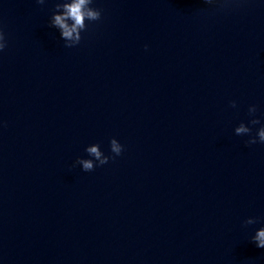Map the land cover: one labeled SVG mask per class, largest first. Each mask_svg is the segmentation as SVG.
<instances>
[{
  "label": "clouds",
  "instance_id": "1",
  "mask_svg": "<svg viewBox=\"0 0 264 264\" xmlns=\"http://www.w3.org/2000/svg\"><path fill=\"white\" fill-rule=\"evenodd\" d=\"M46 0H36V3L43 5ZM207 4H213L216 0H204ZM235 2V0H225V3ZM93 0H62L55 6V10L50 20V26L57 28L61 33V38L64 40L66 48H72L81 42V33L87 29L86 21L95 22L101 19V10L91 7ZM8 46L6 35L0 28V52H3ZM147 48V45L145 46ZM231 107H236V102H231ZM257 107L250 105L248 114L255 117ZM251 125H257L260 120L253 118L249 121ZM236 135H248L247 145H255L257 143L264 144V126L256 130L255 135H252V128L245 123H240L235 128ZM85 151L92 159L78 158L76 163L82 166L86 172L93 171L95 167L105 165L109 162L110 157L106 156L100 149L98 144L88 146ZM110 151L115 156H119L123 152V145L117 139L110 140ZM257 223V218L249 217L244 221V225H253ZM251 240L259 248H264V227L259 228L252 236Z\"/></svg>",
  "mask_w": 264,
  "mask_h": 264
}]
</instances>
